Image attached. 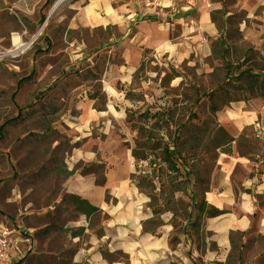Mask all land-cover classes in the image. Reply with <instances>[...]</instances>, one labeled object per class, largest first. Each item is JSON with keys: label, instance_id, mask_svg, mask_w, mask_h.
Returning a JSON list of instances; mask_svg holds the SVG:
<instances>
[{"label": "crops", "instance_id": "obj_1", "mask_svg": "<svg viewBox=\"0 0 264 264\" xmlns=\"http://www.w3.org/2000/svg\"><path fill=\"white\" fill-rule=\"evenodd\" d=\"M45 1L0 0V97L8 91L15 115L27 98L55 92L50 80L79 81L66 87L54 125L68 145L54 199L48 185L43 206L35 198L23 201L15 179L10 202L2 198L16 207L7 213L15 224L32 233L28 256L48 257L51 264H264V138L255 136L257 130L264 133V88H248L238 78L247 64L261 77L264 67L240 66L244 55L235 60L233 51L251 33L256 40L249 51L264 57V0H210L207 5L200 0H74L47 13ZM54 12L53 29L36 47L41 55L51 49L52 57H34L28 27L41 22L45 28ZM236 13L240 20L234 24ZM41 14L43 19L37 17ZM236 30L241 36L233 35ZM147 55L152 64L175 70L168 86L182 80L198 86L208 113L213 108L212 118L229 127L234 139L219 146L210 170L188 174L183 192L170 183L160 191L157 178L145 174L149 168L132 155L137 118L129 121L128 113H155L164 106V72L148 68ZM8 56L17 58L1 61ZM143 62L144 73L136 75ZM55 88L60 93V84ZM147 95L157 103L151 105L143 98ZM50 124L11 123L5 129L20 128L13 144L33 148L35 139L50 140ZM244 130L247 141L240 139ZM141 176L155 188L141 185ZM200 179L205 203L221 210L219 215H198ZM34 187L31 183L29 192ZM68 195L78 197L77 205L64 199ZM177 199L189 202L186 215L178 212Z\"/></svg>", "mask_w": 264, "mask_h": 264}, {"label": "rangeland", "instance_id": "obj_2", "mask_svg": "<svg viewBox=\"0 0 264 264\" xmlns=\"http://www.w3.org/2000/svg\"><path fill=\"white\" fill-rule=\"evenodd\" d=\"M47 1V0H46ZM45 1V3H46ZM55 0H49L47 4L43 8L44 11L47 13L51 7V10L53 9ZM74 0H64L63 2H59V5H55V10L58 11L60 7L67 3H72ZM63 3V4H62ZM62 4V5H61ZM42 8V9H43ZM41 9V10H42ZM52 10V11H53ZM56 12H54L46 21L45 28H41V22L40 19H38L37 23L40 22V25L36 28L35 24L33 26L28 27V31L26 32L27 36H33L32 44L30 43L29 46V52L34 54V57L39 54V50H36V47L39 46V40L43 38L45 33L51 32L53 29L52 24H49L50 19H52L53 15ZM38 18L39 15H37ZM230 20V22H233L236 24L240 20V16L236 13ZM8 17L4 18V21L7 20ZM48 25V26H47ZM248 25H250L248 23ZM9 27L11 25H8ZM64 33L62 30L61 35ZM242 33L238 32L237 30L233 32V35L235 36H241ZM244 34V33H243ZM247 34V33H246ZM69 38H71L72 33H68ZM82 36V35H81ZM253 37V38H252ZM257 38V37H256ZM26 40H28L26 38ZM252 40H256L254 36H252L251 33L247 34V40H243L242 47L233 48V51L235 52V60H238L240 56L245 57V60H248V62L252 61V59H255V61H258V58L260 59V63L258 61V65L261 67H264V57L259 55L258 51H249L254 47L251 42ZM57 43L59 46H62L63 39L59 38L57 40ZM35 46V47H34ZM55 46V45H54ZM45 54L39 56L44 57L43 59L50 58L51 49L44 50ZM250 52V53H249ZM148 56V55H147ZM18 57V55H17ZM16 56H8L7 58L2 59L1 61H12L17 58ZM147 63L148 68H155L154 70H157L159 73L164 72L162 76L161 84L164 87L163 93H162V100L160 102L164 103V106L162 109L166 110L169 109L171 112H173V120L171 121H158L156 127L154 128L155 137L159 139H163V141L169 142L172 140H176L177 142L186 141L184 145L178 146V153L180 156L184 157L185 160H182V162L178 161L179 165H182V163L186 164L187 166L190 165V158L197 155V159L194 160V162L191 161V164L195 165V168L197 170H204L208 171L214 166V158L216 156V147H217V141L216 139L225 140L226 137L222 133L221 126L217 124L214 125V120L212 118V115L208 113L207 110V102L208 100L203 99L202 96L199 95V92L197 94L194 93V89L198 90V86L195 84H190L189 86H185L184 83H186L185 80H182L180 85L177 87H170L168 86V81L170 79V76L173 74H176L175 70L168 67H163L159 64H152L153 60L150 58V56L147 57ZM61 61L63 59H60ZM58 61V58H55L53 60L54 63ZM256 61V63H257ZM253 63V62H251ZM145 62H143L139 69L138 73L136 75H139L140 73H144L145 70ZM159 67H161L159 69ZM76 71V70H75ZM25 73V70L23 71ZM184 72H188L183 71ZM191 72V71H190ZM77 73V72H76ZM193 73V71H192ZM185 74V73H184ZM80 77V76H79ZM197 77V76H195ZM137 78V77H136ZM199 81L201 79L197 77ZM51 82V88H54L55 92H51L50 94H35L32 100L28 101L29 98L26 99L24 103L21 104L22 111L20 113L19 119L11 122V123H51L52 126L51 132H50V140L46 141V137L42 139H35V143L33 145V148L30 145H23L22 147L15 146L13 144L14 137L19 136V131H22L19 129H12L11 126L6 128L3 131V137L0 138V222L1 224L5 225L7 228L15 229L17 231H20L22 235H32L30 231L27 229H22L18 227L14 220L15 218L13 216H10L9 214H13L14 208L8 204L5 205L2 202V198L6 196V201L10 202V197L12 194V189L10 187L14 184V179L17 184V188L21 191V199L23 201L34 199L37 200V203L39 206H43V199H47V193L46 191L48 185L50 187V193L49 197L50 199L53 198V192L54 188L58 187L60 185V181L62 178V172L60 171L61 165L63 164L64 155L67 149V140L66 136L62 133H60L54 125L57 124L59 120V114L60 110L64 108V98H66V92H67V86H76L79 81L78 79H72L70 81H64V84L61 85L60 81H53ZM196 83V82H195ZM60 84V93L59 89L55 88L57 85ZM96 84V83H95ZM94 84V85H95ZM9 85V84H8ZM53 90V91H54ZM93 90V89H92ZM5 91V92H4ZM3 96L0 97V123L3 121L10 119L15 116V109L16 106L14 102L9 97V93L7 90H3ZM198 96V97H197ZM135 98L142 97V95H136ZM143 98L147 99L148 101H153V103H157V97L152 96H143ZM63 99V101L61 100ZM210 101L213 103L215 102L218 104V98H209ZM21 99H18V101H21ZM142 105L151 106L149 103L145 102ZM189 116L191 119H189ZM135 117H130L128 115V119L134 120ZM195 119V120H194ZM143 119H138L137 122H133L132 127H138L139 125L144 126V129L146 130L144 133L147 135V130L150 129L155 119H150V114L146 115V121L142 123ZM180 122L185 123V128H182L179 130L178 134H174L175 127ZM46 126V124H45ZM197 128L201 129H207V131L202 132L199 131ZM31 128H27V130H30ZM224 131H226L230 135L231 129L229 127H222ZM137 132V130H136ZM31 135H34V133H31ZM202 139L201 145L203 148H199L197 153L195 155H191V152H189L190 149H192V146L194 147V141H192V137H198ZM211 136L215 137V141L213 143H208V139H210ZM136 140L141 141L140 135L136 133ZM14 146V147H13ZM134 149H137L135 143H134ZM148 151V150H147ZM151 151V150H150ZM145 152L147 155L150 154L152 157L153 154L155 157L159 155L158 151H152V152ZM149 156V155H148ZM154 157V158H155ZM150 162V161H149ZM148 162V166L146 165L144 168L152 167L150 166ZM184 170L183 166H181V170ZM153 170L156 171V174H158V178L156 182L158 184H161V190L162 187L165 185H169V183L173 184H180L179 188L177 190L183 192L185 191V183L180 182L181 180L178 178H174V176H171V178L168 177V173L166 171V167L161 164L157 163V166L153 167ZM45 171V172H42ZM48 172L49 179H47L46 173ZM19 176V177H18ZM35 180L33 181V179ZM33 181V182H32ZM31 183L35 184L34 192H29V187ZM165 186L163 189H165ZM54 199V198H53ZM51 199V200H53ZM9 213V214H7ZM30 254V252H29ZM34 255V254H33ZM37 256H26L22 261L20 262H14V264H51L49 262L48 257L42 258V260H38L36 258ZM36 258V259H35Z\"/></svg>", "mask_w": 264, "mask_h": 264}, {"label": "trees", "instance_id": "obj_3", "mask_svg": "<svg viewBox=\"0 0 264 264\" xmlns=\"http://www.w3.org/2000/svg\"><path fill=\"white\" fill-rule=\"evenodd\" d=\"M49 2V0L46 1L45 4H47ZM45 4L42 6V8L45 6ZM40 19H43V15L41 14ZM249 60V59H248ZM248 60H245V57L242 61V63L240 64H247ZM264 60V59H262ZM254 61V62H253ZM253 63H250L251 66L256 67V68H260L261 66L258 65V63H256L255 59H253ZM247 67H245L241 74L238 76V78H241L243 82H245L247 84L246 87L250 88L251 86H256L258 87V89L264 88V77L259 76L257 73H253L252 68L248 66V64L246 65ZM236 67H239V65H237ZM263 68V67H261ZM21 81V80H20ZM198 90L194 89V93L197 94ZM128 94L126 93V96ZM198 97V96H197ZM230 97L227 96H223V99L226 100H230ZM213 108H210V112L212 114ZM22 109L19 108L17 115H15L14 117L7 119L5 121H3L0 124V138L3 137V131L5 129V127L9 124H11V122L19 119L20 113H21ZM150 114V119H155L156 121H154V123L152 124V126L150 127L149 130H147V135H145V129L144 126L139 125L137 127V134L140 135V138L142 139L141 141H138L135 139L134 143L137 147V149L132 150V155L134 156L135 160L137 162H141L143 163L144 161L146 162V165L148 166V162L150 164V166L152 167V169L149 168V171L144 172L145 174H150L152 177L151 178H158V174H156V171L153 170L154 166H157L158 164H161V166H165L166 167V171L168 173V179L171 178V176H174V178H179V177H183V179H180L182 183H185L187 185V181H188V174H198L200 173V170H197V168H195L194 164H191V161L194 162L195 159H197V155H195V153H197L199 148H203V146L201 145V141L202 139L198 137H192V141H194V147L192 146V149L189 150V152H191V155H195L192 158H190V165L187 166L186 164L182 163V165L178 164V161L182 162V160H185L184 157L179 155V151H178V146H182L184 145V143L186 141H181L180 143L177 142L176 140H172L169 142L163 141V139H159L156 138L155 132H154V128L157 125L158 121H171L174 122L173 120V112H171L169 109H162L161 111H156L154 112H150V110L146 109L143 112L140 113H128V115H130V117H133L134 115L137 116V120L138 119H143L142 123H144L146 121V115ZM136 118V117H135ZM189 119L190 116H189ZM129 121H131L130 119H128ZM195 120V119H194ZM214 120V119H213ZM214 125L217 124L215 122V120L213 121ZM185 128V123L182 124V122H180L178 125H176L175 127V131L174 134H178L179 130ZM199 131L205 132L207 131V129H201V128H197ZM222 133L225 135L226 139L225 140H220L219 138L216 139L217 141V147H216V152L219 150V146L223 145V144H228L230 145L231 142L234 140L231 135H229L226 131H224L221 127ZM244 138L247 141V136H246V132L245 130L242 132V134L240 135V139ZM244 140V141H245ZM208 143H213L215 141V137L211 136L210 139H208ZM241 141H238V147H239V153L243 154L244 152L241 149ZM152 152V151H158L159 155H157L155 157V155L153 154L152 157L150 154H146L145 152L148 151ZM217 154V153H216ZM181 166H183L184 170H181ZM140 184L141 185H145L146 187H152V189L155 188V185L151 182V179H148V177H143L141 176L139 178ZM175 182V181H173ZM170 183L171 186H175L176 189L179 188L180 184H173ZM203 183V179H200V191L197 193V200L195 203V208L198 211V215L200 214H205L206 216H216L219 215L220 213H222L221 210L214 208L213 206H209L205 203L204 201V197H203V191L205 189V185H202ZM186 185H185V189H186ZM159 190L161 191V184L158 185ZM153 197V195H151ZM64 199L69 200L71 202H73L75 205H77V200L78 197L74 196V195H68L66 197H64ZM169 202V201H168ZM189 202H185L182 199H177V201L175 202V205L178 209V212H180L181 214L186 215L187 214V207H188Z\"/></svg>", "mask_w": 264, "mask_h": 264}, {"label": "built area", "instance_id": "obj_4", "mask_svg": "<svg viewBox=\"0 0 264 264\" xmlns=\"http://www.w3.org/2000/svg\"><path fill=\"white\" fill-rule=\"evenodd\" d=\"M207 5L210 0H200ZM3 55L0 53V57ZM255 136L264 138L263 131H256ZM143 163L146 164L144 161ZM31 236L22 235L20 231L9 229L0 223V264H14L22 261L31 251Z\"/></svg>", "mask_w": 264, "mask_h": 264}, {"label": "bare ground", "instance_id": "obj_5", "mask_svg": "<svg viewBox=\"0 0 264 264\" xmlns=\"http://www.w3.org/2000/svg\"><path fill=\"white\" fill-rule=\"evenodd\" d=\"M59 1H61V0H55L54 3H58ZM21 45H23V44H21ZM21 45H20V46H21ZM24 46H28V43L25 44ZM22 47H23V46L19 47V49H21ZM14 52H17V49H16Z\"/></svg>", "mask_w": 264, "mask_h": 264}, {"label": "water", "instance_id": "obj_6", "mask_svg": "<svg viewBox=\"0 0 264 264\" xmlns=\"http://www.w3.org/2000/svg\"><path fill=\"white\" fill-rule=\"evenodd\" d=\"M55 5L57 6V4H54V5H53V6H54L53 9L55 8ZM53 9H52V10H53Z\"/></svg>", "mask_w": 264, "mask_h": 264}]
</instances>
